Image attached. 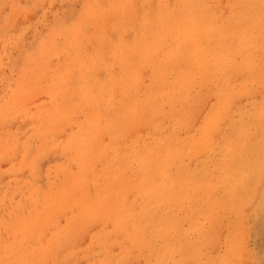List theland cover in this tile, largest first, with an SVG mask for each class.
<instances>
[{
  "label": "rangeland",
  "instance_id": "obj_1",
  "mask_svg": "<svg viewBox=\"0 0 264 264\" xmlns=\"http://www.w3.org/2000/svg\"><path fill=\"white\" fill-rule=\"evenodd\" d=\"M250 1L255 0H206V2H199V4L193 0H0V264H147L146 262H148V264H158V262L159 264H162V261L163 264H172L171 260L174 259H177V264H222L223 262H226L225 264H264V206L262 202H258L264 188V182H262V180L264 181V155L261 153L264 145V133L262 132L264 129V71L262 73H257L264 68L263 52L260 56H257L256 68L250 67L249 64L240 66L241 72L231 75L226 83L218 82L217 79L211 77L210 74L212 73L221 76L219 70L212 71L203 76L194 73L193 81L187 78L186 74H189L188 72L191 70L193 63L200 62L201 59L194 60L195 53L193 56L194 50L192 49V45L180 44V42L177 41V36L174 35L175 33L170 32V30L174 31V28L177 26L190 28L191 26L188 25L193 21H195L194 26L199 25L204 29H207L205 26L207 24L216 25L217 23L219 26L226 27L228 23L231 24L234 21L232 13L235 14V12L240 11L241 8L246 10L247 7H245V3ZM257 1L260 3L261 0ZM177 2H180L182 7L179 8ZM254 10L257 13H254L251 18H256L259 13L264 12V4L257 6ZM169 16L171 17L168 21ZM94 18L97 21H95ZM142 18L143 22L146 20V22H144L145 24H141ZM164 20L165 24L163 23ZM185 20L187 21L185 22ZM213 20L216 21L214 22ZM252 21L254 20L252 19ZM246 23L250 24L248 22ZM116 24L119 27L115 26ZM125 25L127 26L125 27ZM162 25H164V28ZM171 27L173 28L171 29ZM80 28L83 29L81 30ZM139 30L144 31V35H141L142 31L140 33ZM146 31H149L150 34H147ZM160 31L168 34V39L165 42L167 44L164 43L162 45V47L165 48L162 49L161 47L160 50L162 51L159 49H156L155 53L153 51L154 54H152L155 56L153 57V55H151L152 60L155 63L159 61H161L160 63L166 62L168 61L166 57H172L173 55L170 53L172 50L176 49L177 55L181 56H177L178 59L173 56L174 59H177L173 64L174 66L177 65V71L168 70V76L166 75L164 80V83H168L163 84L166 86H163L161 83L159 88V86L153 85L154 78L151 71L144 68V65H146V67L148 65V56L145 59L144 57L148 54L146 53L148 44ZM76 32H79L80 35H78V33L76 34ZM96 38L101 39L98 40ZM145 38L148 40L146 41ZM83 39L85 40L83 41ZM171 39H173L172 42H170ZM145 41L148 43L143 45ZM81 42H83V44ZM124 42L126 45H124ZM169 43H172V45ZM120 44H123L124 47L122 48V45L120 46ZM113 45L117 47V49L113 47ZM142 48H144L143 52L141 51ZM111 50L113 53H111ZM137 51H141L142 53ZM164 51H166L167 55L164 54ZM120 53L122 54V57H120L121 55H118ZM125 56L128 57L125 58ZM238 56L239 60H244L248 57L245 53H238ZM113 58H116L117 60L113 61ZM124 58L125 61H128L125 62ZM141 58H143V60ZM113 62L115 63L112 64ZM133 62L135 65L138 63L137 66H135ZM139 64L143 66H139ZM228 64L229 62L227 65ZM79 65H81V67H79ZM113 65L114 68L115 66H119V68L117 69L116 67V69H114L112 67ZM131 65H134V68L138 69L135 71V74L137 75L131 72L133 69L132 67H129ZM111 67L115 71L112 70ZM142 67L145 69L144 71ZM74 69H76L75 73ZM124 69L127 70L126 73H123ZM118 70L121 72H118ZM231 70L233 69H227V71L230 72ZM243 72H253V75L249 79H245L242 77ZM142 73L144 75H141ZM85 75L87 76L85 77ZM112 75L114 76L113 79ZM115 75H118V78H116L117 76ZM108 76L110 77L108 78ZM137 76L141 79H138ZM77 78L79 80H77ZM91 78L93 79L91 80ZM123 79L125 80L127 87L125 86ZM120 80H122V83L119 82ZM176 80L177 90H175V92L173 86L175 82L173 83V81ZM137 81L139 82L138 85ZM143 81L145 85L142 83ZM116 82L119 83L117 84ZM149 82L150 84H148ZM184 82L187 84L186 87L182 86ZM190 82H192V85ZM104 84L107 85L104 86ZM146 84H148V87ZM117 85L119 86L116 87ZM73 86L75 88H73ZM83 86L84 88L81 89ZM112 87H114V89H111ZM95 88L97 91H94ZM120 88L122 90L124 88L125 92L120 90ZM99 90H102L101 93L99 92L100 96L98 93ZM105 93H109V95H106ZM172 94L178 95L174 96ZM82 95L84 96L82 97ZM135 95L137 98H135ZM218 95L221 97L226 95L229 97V100L221 105V111L219 114H216V112L212 111V107L220 102V97ZM122 97H126V101L120 100ZM179 98L181 100H179ZM171 100H174L172 104ZM81 101L83 103H81ZM98 101L101 104H99ZM73 102L74 104H72ZM138 104H141L142 106L140 105L141 107H137L136 105ZM135 106L137 107V110ZM88 107L91 110L88 109ZM151 108L159 109V112L156 111L153 113L154 119L158 116L157 119H159L158 121L162 122V124L166 120V124H163L164 126L161 125V128L159 127L160 129H158L157 126H154L155 130L163 131L162 129H164L162 135L169 136L168 138H173V136L176 135L174 138L176 137L175 139H177V147L179 146L181 154L179 157L176 156L173 159L174 163L172 162L166 165L167 162H164L162 152L157 151V149L154 150L153 148L159 140H161V137H159L160 135L158 133L153 131L154 127L150 128L151 126L148 124L149 128L148 126L146 127L145 123L148 121L147 118L150 115L149 111L151 112ZM50 109H52V112ZM129 109L131 111H129ZM82 110L83 112L81 113ZM125 111L127 114L124 113ZM163 111L166 112L164 114L170 113L171 115L164 118L162 115ZM50 112L51 114H49ZM130 112L140 113L139 115L135 113V118L133 117L132 121L127 122L130 119V115L134 114H131ZM143 112L145 113L144 115ZM40 114L43 115L41 116ZM38 115H40L41 120H38ZM45 115L49 116L44 117ZM50 115L57 121L51 119ZM72 115L74 116L72 117ZM160 115H162L161 119L159 118ZM187 115L189 116L187 117ZM63 116L65 117L63 118ZM92 116L93 118H91ZM42 117L44 118L42 119ZM68 117L72 119L70 120ZM172 117L175 119L174 121H172ZM181 117H183L182 120H180ZM46 118L51 119V121L53 120L54 123L50 122V120H48V122ZM138 118H143L146 122L142 121V123L139 124V121H137ZM101 119L105 120L102 122ZM125 122L130 124L126 126L127 124ZM37 123L40 124V126H38ZM42 123L43 125H41ZM91 124L94 125L92 126ZM131 124L134 126L136 125L135 128ZM106 129L108 131L104 133ZM77 130L78 135H76ZM150 130L154 133L153 135H151ZM97 131L99 133L102 132L103 135L99 136V134V137L94 139V135L98 134ZM118 131H120V134ZM108 132H110L111 135ZM169 134L173 136H170ZM113 136L117 138H114ZM97 138H100V142L102 141L100 144L98 143L100 147L97 146L98 144L96 141L99 142ZM113 138L116 140L119 139L116 141L113 140ZM82 139L84 141H82ZM86 139H88V141H86ZM74 140H78V143L76 144ZM178 140H180L182 144ZM81 143L82 145H80ZM140 143L142 146L144 145V147H142ZM196 143H201L200 148L196 152L190 153L188 150L189 147L194 146ZM27 144L28 146H26ZM91 144L94 146H91ZM136 144L137 146L140 145L141 148L137 147ZM184 144L185 147H182ZM88 145L91 147L89 148ZM68 146L72 149H69ZM75 146H77V148ZM78 146H80L79 149ZM81 146L87 148L84 149ZM95 146L98 147V150ZM147 147L149 149H147ZM151 147L153 149H150ZM138 148L140 149L141 154H139V151L137 150ZM142 148L147 150L143 151ZM80 149H83L84 151H81ZM94 149H96L95 152H93ZM111 149L113 152H111ZM183 150H186V152L184 153ZM89 151L91 154H89ZM98 151H102L103 154L101 155L102 152L99 153ZM154 151L157 154L154 153ZM26 152H28V154ZM83 152L86 155L82 154ZM92 152L95 155H93ZM147 152L149 153V156L152 154L151 157H155L157 160L161 161V163L157 167L153 166V168H146L143 171L141 169V163H143V160L147 159ZM182 152L184 157L181 156L183 155ZM97 153L100 155L98 156ZM129 153L130 155L132 154V158L130 155L127 156ZM134 153H137L136 156ZM188 153L189 155H187ZM193 154H195V156ZM79 156L80 158H78ZM186 156L189 158H185ZM97 157L100 163H97L94 159H97ZM100 157L101 159L99 160ZM124 157L126 158L124 159ZM141 158L143 159L141 160ZM261 160L263 161V165L261 164L263 169L256 168L257 164H253L248 168H239L247 161L258 163V161ZM123 162L124 164H122ZM93 163H96V165ZM163 163L165 165H163ZM106 164L112 168L108 166H106V168ZM130 166L132 168H130ZM133 166L135 167L133 168ZM34 167L36 172H38L39 169L40 171L36 173ZM108 169L111 170L109 171ZM156 169H159L160 171H157ZM164 169L168 172L167 175H169V177L171 176V178H175L174 176H176L179 177L180 183L184 182L182 185L179 184L180 187H177L179 186L178 182L171 187V194H173L174 197L171 195L170 201H173L176 207L174 210L170 211V214L176 213L179 220L180 217H183L177 226V230L178 228L179 230L177 231V248L175 247V249L172 246H175V234H173V236L170 231H165L168 234L166 238L168 239L169 237L171 241L169 239V241L164 238L161 239V237L153 233L152 226L150 228L148 226L145 229V224L136 221V219L133 220L136 224L134 229L131 220L128 221L129 223L125 220L122 222V219L120 220L117 216L118 209H115L114 215V213H111L112 211L107 205V202L110 204L115 202V200H118L117 202L119 203L116 202V204L117 207H120L121 200H119V197L124 196L126 200L128 199V203L135 202L134 204L136 206L133 208L138 211L140 202L143 201L146 203V198L142 191L145 190L144 185L147 183V180L145 181L146 183L143 182L140 186L136 183L135 186L134 182L138 178L146 179L147 175L151 173L153 175L152 180H155L157 184L162 180V171ZM261 169L263 170L261 180L257 181L256 179H252L254 178L253 175L257 174ZM55 171L58 173H55ZM100 171L101 173H99ZM121 171L125 173H122ZM139 171H142V173ZM133 172L141 176L137 177L138 175H135ZM81 173H83V175ZM93 173L98 175L96 176V183L91 180V178L93 179ZM126 173L127 175H125ZM143 173L145 175H143ZM99 174L101 175L98 179ZM113 174L114 177L112 176ZM133 174L136 179L133 178ZM35 175L38 176V179ZM109 175L112 176V178L107 177ZM73 176L74 178H72ZM85 176H89V178H86ZM246 177L248 178V181L243 182V179ZM79 179L82 181H79ZM89 179L91 181H89ZM102 179L104 180L102 181ZM131 179L132 181L130 182ZM116 182H118V184H116ZM100 183L102 184L100 185ZM120 183L121 185H119ZM125 183L127 184L126 187L124 186ZM130 184L131 186H129ZM87 185H89L90 194L88 193L89 188ZM78 186L82 188V190L78 189ZM92 186L93 189H91ZM121 186H124L125 189ZM111 187L114 189L112 190ZM74 188L78 192L73 190ZM176 192L177 196L175 195ZM31 193L33 195H31ZM39 194H41L42 197ZM108 194L109 196H115L111 198L108 197ZM54 195H56V197ZM72 195L73 197H71ZM86 195H88V197ZM126 195H130L128 196L129 198ZM98 196H100V198ZM84 197H86V199ZM97 197L100 199V203H104L103 205L101 204L99 208L95 207L97 204ZM122 197L120 199H123ZM151 200L153 199L151 198ZM68 201H70V203H68ZM73 201L75 202L72 203ZM36 202H38V205ZM159 202L160 200L157 205L161 204ZM42 203H46L47 205H43ZM62 203H64L63 205H66L63 206ZM57 204H60V209ZM67 204L69 205L67 206ZM116 204L113 206L114 208L116 207ZM72 206L74 208H72ZM85 207H88L89 209L87 212L81 210H86ZM67 208H70L69 212H67ZM51 209L53 210L49 211ZM71 209L74 212H72ZM93 209L97 211L94 213L96 216L93 215ZM50 213L53 215H49ZM99 214L102 216H99ZM104 216L105 218L107 216L106 219L110 221H107ZM42 217L43 220H41ZM86 220L88 221L86 222ZM98 220L103 223V225L99 223ZM110 222L112 223V226ZM95 223L98 224L96 225ZM66 226L67 228H65ZM62 228L64 229L62 230ZM114 230L116 232H114ZM56 231L59 233H56ZM52 234L54 236L50 237ZM116 236L122 238L118 239ZM90 238H94V240H91ZM146 239L150 240L147 241ZM155 239L156 241H154ZM187 239L193 241L188 246L185 245L184 242ZM112 241L114 242L112 243ZM116 241L117 243H115ZM194 241H196V243ZM89 242L91 245H89ZM160 242L161 244H159ZM154 243L157 244L155 245ZM162 243H166V246L164 245L165 248ZM85 244L88 245L87 249H85ZM101 244L103 247H101ZM132 244H134L135 247ZM191 245H197L195 251L192 249L193 247ZM11 247L13 248L11 249ZM186 247H188V249ZM144 248L146 249L144 250ZM161 248H163L165 252L170 251L166 254ZM180 248L184 249L181 250ZM134 249H137L138 251ZM180 250L182 252H180ZM70 252L72 254H70ZM80 253L84 254L82 255ZM141 253L143 256L140 255ZM149 253H151L152 256ZM2 256L4 257L2 258ZM162 256H164V258ZM86 259L88 260L86 261Z\"/></svg>",
  "mask_w": 264,
  "mask_h": 264
},
{
  "label": "bare ground",
  "instance_id": "obj_2",
  "mask_svg": "<svg viewBox=\"0 0 264 264\" xmlns=\"http://www.w3.org/2000/svg\"><path fill=\"white\" fill-rule=\"evenodd\" d=\"M189 1V0H188ZM193 1H195L197 4H199V2H201V3H204V2H206V0H193ZM213 1H215V0H213ZM178 4H179V8L180 7H182V4L180 3V2H177ZM195 3V4H196ZM264 4V0H261L260 1V3L257 1V0H255V1H250V2H247V3H245V7H247V9L245 10V9H242L241 8V10L240 11H236L235 12V14H233L232 13V17H233V23H231V24H229L228 23V25L226 26V27H224V26H219L218 25V23L216 24V25H205L206 27H207V29H204V28H202L201 26H199V25H197V26H194L195 25V21H193V22H191L188 26H191L190 28H183V27H180V26H177V27H175L174 28V31H171L170 30V32H172V33H175L174 35H176L177 36V41L178 42H180V44H182V45H192V49L194 50V52H193V56H194V53H195V58H194V60H200L201 59V61L200 62H195V63H193V65H192V67H191V70L188 72L189 74H186V77L187 78H189V79H191V80H193L194 81V73L195 74H197V75H200V76H203V75H207V74H209L210 72H212V71H216V70H219V72L221 73V76L219 75V74H216V73H212V74H210L211 75V77H213V78H215V79H217V81L218 82H221V83H226V81L231 77V75H235L237 72H241V69H240V66H243V65H245V64H249V66L250 67H253V68H256L257 66H256V63H257V56H260V54L263 52V54L262 55H264V12H261V13H259V15L256 17V18H251L252 17V15H254V13H257L254 9H256V7L257 6H261V5H263ZM240 5V4H239ZM33 6V5H32ZM124 6V5H123ZM234 6V5H233ZM127 7V6H126ZM235 7V6H234ZM243 7V6H242ZM244 7V8H245ZM240 8V7H239ZM91 9V8H90ZM118 9V8H117ZM130 9V8H129ZM208 9V8H207ZM230 9V8H229ZM233 9V8H232ZM85 10H87V9H85ZM213 10V9H212ZM243 11V12H242ZM88 12V11H87ZM179 12V11H178ZM206 12V11H205ZM204 12V13H205ZM215 12V11H214ZM229 12V11H228ZM165 13V12H164ZM209 13V12H208ZM216 15V14H215ZM91 16V15H90ZM164 16H165V14H164ZM194 16V15H193ZM89 17V16H88ZM170 17L171 16H169V18H168V21H169V19H170ZM196 17V16H195ZM146 18V17H145ZM148 18V17H147ZM165 18V17H164ZM162 19V18H161ZM166 19V18H165ZM252 19L254 20V21H252ZM91 20V19H90ZM94 20H95V18H94ZM145 20V19H144ZM205 20V19H204ZM220 20H221V18H220ZM95 21H97V20H95ZM94 21V22H95ZM160 21V20H159ZM187 20H185V22H186ZM212 21V20H211ZM214 21V20H213ZM216 21V20H215ZM214 21V22H215ZM116 22V21H115ZM115 22H114V24H115ZM142 22H143V18H142ZM141 22V24H145L144 22H146V20L142 23ZM148 22H150V21H148ZM153 22V21H152ZM155 22V21H154ZM189 22V21H188ZM209 22H210V20H209ZM208 22V23H209ZM220 22V21H219ZM246 22H248V23H250V24H247ZM116 23H118V22H116ZM151 23V22H150ZM161 23V22H160ZM160 23H158V24H160ZM163 23L165 24V20L163 21ZM180 23V22H179ZM183 23H184V19H183ZM77 24V23H76ZM128 24V23H127ZM149 24V23H148ZM147 24V25H148ZM154 24V23H153ZM167 24H168V22H167ZM175 24V23H174ZM213 24H215V23H213ZM85 25V24H84ZM97 25V24H96ZM152 25V24H151ZM253 25V26H252ZM113 26V25H112ZM115 26H117V24L115 25ZM114 26V27H115ZM127 25H125V27H126ZM129 26V25H128ZM157 26H159V25H157ZM163 26V28H164V25H162ZM80 27H81V25H80ZM117 27H119V26H117ZM141 27V26H140ZM154 27V26H153ZM77 28H78V26H77ZM96 28V27H95ZM128 28V27H127ZM173 27H171V29H172ZM75 29V28H74ZM79 29V28H78ZM81 30L83 29V28H80ZM133 29H134V27H133ZM144 29H145V27H144ZM135 30V29H134ZM143 30V29H142ZM141 30V31H142ZM149 30V29H148ZM153 30H154V28H153ZM77 31H79V30H77ZM131 31H132V29H131ZM140 31V30H139ZM141 31H140V33H141ZM150 31V30H149ZM149 31H146L147 32V34L149 33L150 34V32ZM78 33V35H80L79 34V32H76V34ZM137 33V32H136ZM143 33V34H142ZM142 33H141V35H144V31H142ZM146 34V33H145ZM146 34V35H147ZM167 35L168 34H166L165 32H163V31H160V32H158L157 33V35L151 40V42L148 44V46H147V48H146V50H147V52L146 53H148V54H146L145 55V57H144V59L148 56V65H147V67H146V65H144V68H147V69H149L150 71H151V74H153V78H154V83H153V85H155V86H159L161 83H162V85L163 84H167L166 82L164 83V80H165V78H166V75H167V71L168 70H170V71H177V65L176 66H174L173 64L175 63V60H177L178 58H177V56L178 57H180L179 55H177V49L176 50H172V52H171V48L169 49V51L171 52L170 54L171 55H173V56H175L176 58L174 59L173 58V56L172 57H170L169 56V58L168 57H166L167 59H168V61H166V62H162V63H160L161 61H159V62H154L153 60H152V57H151V55H153L156 51V49H159L160 50V48L162 47V45L167 41V39H168V37H167ZM136 36H137V34H136ZM135 36V37H136ZM140 36V35H139ZM139 36H138V39H139ZM150 36V35H149ZM79 37V36H78ZM146 37V36H145ZM148 37V36H147ZM173 37V36H172ZM171 37V38H172ZM93 38H95V37H93ZM143 38H144V36H143ZM66 39V38H65ZM96 39H98V38H96ZM99 39H101V38H99ZM98 39V40H99ZM103 39V38H102ZM137 39V40H138ZM85 39H83V41H84ZM127 40V39H126ZM145 40H146V38H145ZM148 40V39H147ZM146 40V41H147ZM78 41V40H77ZM122 41V40H121ZM132 41V40H131ZM130 41V42H131ZM142 41H143V39H142ZM146 41L143 43V45L144 44H147L146 43ZM173 41V39H171L170 40V42H172ZM177 41H175V42H177ZM100 42V41H99ZM134 42V41H133ZM54 43V42H53ZM79 43V42H78ZM82 44H83V42H81ZM80 43V44H81ZM119 43V42H118ZM141 43V42H140ZM174 43V42H173ZM115 44H117V43H115ZM114 44V45H115ZM133 44V43H132ZM131 44V45H132ZM165 44H167V43H165ZM170 44V43H169ZM113 45V47H115ZM118 45V44H117ZM122 45V48L124 47L123 46V44H120V46ZM124 45H126L125 44V42H124ZM139 45H141V44H139ZM138 45V46H139ZM170 45H172V43L170 44ZM174 45V44H173ZM176 45H177V43H176ZM129 46H130V43H129ZM71 47V46H70ZM112 47V48H113ZM119 47V46H118ZM126 47V46H125ZM128 47V46H127ZM139 47H141V46H139ZM170 47H172V46H170ZM67 48H68V46H67ZM116 49H117V47H115ZM121 48V49H122ZM136 48H138V47H136ZM71 49V48H70ZM114 49V48H113ZM120 49V48H119ZM135 49V48H134ZM134 49H133V51H134ZM139 49V48H138ZM143 49L144 48H142L141 49V51L143 52ZM162 49H165V48H163L162 47ZM127 50V49H126ZM140 50V49H139ZM114 51V50H113ZM117 51V50H116ZM115 51V52H116ZM121 51V50H120ZM141 51H137V52H140V53H142ZM153 51H154V53H153ZM160 51H162V50H160ZM168 51V50H167ZM44 52V51H43ZM72 52V51H71ZM123 52H124V50H123ZM126 52V51H125ZM136 52V53H137ZM159 52V51H158ZM165 53L164 54H166V51H164ZM68 53H69V51H68ZM68 53H67V55H68ZM111 53H113L112 52V50H111ZM122 53V52H121ZM118 54L120 57H122V54ZM140 53H139V55H140ZM153 53V54H152ZM162 53V52H161ZM238 53H245V54H247L248 55V57L246 58V59H244V60H239V56H238ZM116 54H117V52H116ZM115 54V55H116ZM125 54V53H124ZM132 54H133V52H132ZM169 54V53H168ZM138 55V56H139ZM167 55V54H166ZM155 55H153V57H154ZM184 56V55H183ZM83 57H84V55H83ZM82 57V58H83ZM116 57H117V55H116ZM128 57V56H127ZM126 56H125V58H127ZM130 57V56H129ZM131 57H133V56H131ZM140 57V56H139ZM142 57V56H141ZM186 57V56H185ZM125 58H124V61H125ZM164 58H165V56H164ZM183 58V57H182ZM181 58V59H182ZM86 59V58H85ZM90 59H91V57H90ZM110 59H111V57H110ZM132 59V58H131ZM130 59V60H131ZM140 59V58H139ZM142 60H143V58H141ZM181 59H179V60H181ZM88 60V59H87ZM95 60V59H94ZM114 60H117L116 58H113V61ZM162 60V59H161ZM36 61V60H35ZM85 61V60H84ZM122 61V60H121ZM128 61V60H127ZM127 61H125V62H127ZM133 61H134V58H133ZM135 61H136V59H135ZM147 61V60H146ZM112 62V61H111ZM110 62V63H111ZM120 62V61H119ZM229 62V64L227 65V63ZM37 63V62H36ZM81 63V62H80ZM86 63V62H85ZM107 63V62H106ZM115 62H113L112 64H114ZM130 63H132V62H130ZM134 63V62H133ZM72 64V63H71ZM89 64H90V61H89ZM105 64V63H104ZM138 64V63H137ZM137 64L135 65V63H134V65L135 66H137ZM145 64H147V63H145ZM86 65V64H85ZM117 65V64H116ZM126 65V64H125ZM127 65H130V64H127ZM134 65L132 66H129V67H132L131 69V72H133V74H135V71H137L138 69H136V68H134ZM89 66H91V65H89ZM139 66H143V65H140L139 64ZM79 67H81V65H79ZM88 67V66H87ZM113 68H114V65L112 66ZM111 67V68H112ZM116 67L117 66H115V68L114 69H116ZM123 67V66H122ZM22 68V67H21ZM83 68V67H82ZM82 68H81V70H82ZM105 68V67H104ZM108 68V67H107ZM110 68V69H111ZM112 68V70H114ZM119 68V66L117 67V69ZM143 68V67H142ZM143 68V71L145 70ZM229 68H232L233 70H231V72L230 71H227V69H229ZM24 69V68H23ZM71 70H72V68H71ZM75 70L76 69H74V73H75ZM134 70V71H133ZM140 70V69H139ZM88 71H89V69H88ZM87 71V72H88ZM115 71V70H114ZM125 71V72H124ZM124 71H123V73H126V69H124ZM264 71V68L263 69H261V70H259L257 73H262ZM50 72V71H49ZM48 72V73H49ZM79 72V71H78ZM118 72H121V71H119L118 70ZM27 73V72H26ZM112 73V72H111ZM116 73V72H115ZM122 73V74H123ZM139 73V72H138ZM81 74H83V73H81ZM118 74V73H117ZM131 74V73H130ZM24 75V74H23ZM68 75V74H67ZM95 75H96V72H95ZM109 75V74H108ZM125 75V74H124ZM135 75H137V74H135ZM141 75H144L143 73L141 74ZM150 75V74H149ZM252 75H253V72H243V75H242V77L243 78H245V79H249L250 77H252ZM21 76V75H20ZM29 76V75H28ZM50 76H52V75H50ZM56 76H57V74H56ZM87 75H85V77H86ZM90 76V75H89ZM115 76H117L116 78H118V75H115ZM120 76H121V74H120ZM133 76V75H132ZM168 76V75H167ZM176 76H177V74H176ZM110 76H108V78H109ZM113 75H112V79H113ZM131 77V76H130ZM130 77H129V79H130ZM138 77V76H137ZM71 78V77H70ZM79 78V77H78ZM77 78V80H79ZM127 78V77H126ZM125 78V79H126ZM143 78V77H142ZM168 78V77H167ZM187 78H185V79H187ZM22 79H23V76H22ZM53 79V78H52ZM51 79V80H52ZM57 79V78H56ZM73 79V78H72ZM80 79H81V77H80ZM83 79V78H82ZM93 78H91V80H92ZM97 79V78H96ZM128 79V78H127ZM138 79H141L140 77H138ZM95 80V79H94ZM117 80V79H116ZM133 80V79H132ZM58 81V80H57ZM57 81H56V83H57ZM65 81V80H64ZM68 81V80H67ZM110 81V80H109ZM113 81V80H112ZM122 80H120L119 82H121ZM123 81L125 82V80L123 79ZM130 81V80H129ZM140 81V80H139ZM63 82V81H62ZM66 82V81H65ZM64 82V83H65ZM73 82V81H72ZM118 82V83H119ZM175 82V83H174ZM18 83V82H17ZM16 83V84H17ZM54 83V82H53ZM76 83V82H75ZM83 83H85V82H83ZM95 83V82H94ZM113 83V82H112ZM117 83V82H116ZM117 83V84H118ZM122 83V82H121ZM138 81H137V85H138ZM141 83V82H140ZM142 83H144V81L142 82ZM173 86H174V91L175 90H177V80L176 81H173ZM192 82H190V84H191ZM61 84H63V83H61ZM72 84V83H71ZM77 84H79V83H77ZM86 84V83H85ZM114 84H115V81H114ZM113 84V85H114ZM148 84H150V82L148 83ZM148 84H146V86L148 85ZM105 85H107V84H104V86ZM121 85H124V84H121ZM136 85V86H137ZM140 85V84H139ZM144 85H145V83H144ZM168 85H170V84H168ZM192 85V84H191ZM77 86H79V85H77ZM85 86V85H84ZM84 86L81 88V89H83L84 88ZM119 85H117L116 87H118ZM125 86L127 87V85H126V82H125ZM133 86V85H132ZM161 86V85H160ZM160 86H159V88H160ZM163 86H166V85H163ZM182 86L183 87H186L187 86V84H186V82H184L183 84H182ZM70 87V86H69ZM99 87V86H98ZM103 87V86H102ZM115 87V86H114ZM114 87H112L111 89H114ZM116 87H115V89H116ZM125 87V88H126ZM129 87H130V85H129ZM141 87V86H140ZM148 87V86H147ZM146 87V88H147ZM59 88H61V87H59ZM73 88H75L74 86H73ZM86 88V87H85ZM88 88V87H87ZM133 88V87H132ZM135 88H137V87H135ZM172 88V87H171ZM176 88V89H175ZM78 89V88H77ZM128 89H130V88H128ZM141 89V88H140ZM144 89H145V87H144ZM184 89V88H183ZM104 90V89H103ZM109 90V89H108ZM120 90H122L121 88H120ZM126 90V89H125ZM138 90V89H137ZM147 90V89H146ZM152 90V89H151ZM63 91V90H62ZM69 91V90H68ZM94 91H97L96 90V88H95V90ZM93 91V92H94ZM101 91L102 90H99L98 91V93L100 92L101 93ZM105 91H106V89H105ZM104 91V92H105ZM112 91V90H111ZM116 91H117V89H116ZM122 91H124V88H123V90ZM188 91V90H187ZM187 91H186V93H187ZM64 92V91H63ZM74 92V91H73ZM80 92H82V91H80ZM103 92V93H104ZM113 92V91H112ZM125 92V91H124ZM131 92V91H130ZM176 92V91H175ZM76 93V92H75ZM88 93L90 94V92L88 91ZM100 93H99V96H100ZM117 93V92H116ZM115 93V94H116ZM122 93V92H121ZM129 93V92H128ZM127 93V94H128ZM135 93H137V92H135ZM169 93V92H168ZM59 94V93H58ZM66 94V93H65ZM64 94V95H65ZM78 94V93H77ZM88 94V95H89ZM106 95L108 94L109 95V93H105ZM132 94V93H131ZM130 94V95H131ZM152 94V93H151ZM154 94V93H153ZM74 95H76V94H74ZM87 95V94H86ZM97 95V94H96ZM129 95V96H130ZM133 95V94H132ZM158 95V94H157ZM172 95H174V94H172ZM176 95H178V94H176ZM176 95H174V96H176ZM186 95V94H185ZM197 95V94H196ZM60 96V95H59ZM84 95H82V97H83ZM103 96H105V95H103ZM123 96V95H122ZM136 96V95H135ZM151 96H153V95H151ZM182 96V95H181ZM219 97H220V102L219 103H217V104H215L213 107H212V111H214V112H216V114H219V112L221 111V105L222 104H225L228 100H229V97L228 96H226V95H223L222 97L220 96V95H218ZM72 97H74V96H72ZM71 97V98H72ZM76 97V96H75ZM93 97V96H92ZM96 97V96H95ZM114 97H115V95H114ZM126 97H127V95H126ZM126 97H122V99L120 98V100H124V101H126ZM168 97V96H167ZM62 98V97H61ZM65 98H66V96H65ZM64 98V99H65ZM69 98V97H68ZM70 98V99H71ZM88 98V97H87ZM113 98V97H112ZM116 98V97H115ZM114 98V99H115ZM126 98V99H125ZM135 98H137V96L135 97ZM139 98V97H138ZM150 98V97H149ZM176 98V97H175ZM197 98V97H196ZM92 99V98H91ZM96 99V98H95ZM104 99V98H103ZM195 99V98H194ZM199 99V98H198ZM200 99H201V97H200ZM78 100V99H77ZM88 100V99H87ZM99 100V99H98ZM101 100V99H100ZM109 100H110V98H109ZM169 100V99H168ZM179 100H181L180 98H179ZM188 100V99H187ZM197 100V99H196ZM196 100H195V102H196ZM91 101V100H90ZM129 101V100H128ZM141 101H142V99H141ZM140 101V102H141ZM172 101V100H171ZM174 101V100H173ZM173 101L171 102V104L173 103ZM186 101V100H185ZM71 102V101H70ZM93 102H95V101H93ZM130 102V101H129ZM132 102V101H131ZM81 103H83L82 101H81ZM89 103V102H88ZM98 103H99V101H98ZM115 103V102H114ZM119 103V102H118ZM117 103V104H118ZM151 103H153V102H151ZM65 104V103H64ZM72 104H74V102L72 103ZM99 104H101V103H99ZM122 105H124L123 103H121ZM130 104V103H129ZM128 104V105H129ZM142 104V103H141ZM141 104H138V105H136L137 107L138 106H140ZM148 104V103H147ZM146 104V105H147ZM154 104H155V102H154ZM59 105V104H58ZM68 105V104H67ZM71 105V104H70ZM80 105V104H79ZM78 105V106H79ZM60 106V105H59ZM90 106V105H89ZM92 106V105H91ZM117 106V105H116ZM135 106V107H136ZM142 106V105H141ZM140 106V107H141ZM170 106V105H169ZM193 106V105H192ZM191 106V107H192ZM195 106V105H194ZM58 107V106H57ZM69 107V106H68ZM85 107H86V105H85ZM84 107V108H85ZM137 107H136V110H137ZM143 107H145V106H143ZM165 107V106H164ZM190 107V106H189ZM188 107V108H189ZM64 108V107H63ZM117 108V107H116ZM193 108V107H192ZM70 109V108H69ZM68 109V110H69ZM83 109V108H82ZM88 109H90L89 107H88ZM118 109V108H117ZM149 109V108H148ZM2 110V109H1ZM46 110V109H45ZM51 110V112H52V109H50ZM49 110V111H50ZM71 110H74V109H71ZM70 110V111H71ZM91 110V109H90ZM94 110H95V107H94ZM128 110V109H127ZM162 110V109H161ZM169 110V109H168ZM175 110V109H174ZM76 111V110H75ZM77 111H78V109H77ZM100 111V110H99ZM102 111V110H101ZM129 111H131L130 109H129ZM133 111V110H132ZM135 111V110H134ZM156 111H158L159 112V109H156V108H151V112L149 111V113H150V115H149V117L147 118V123H145L146 124V127L148 126V125H150L151 127L150 128H153L154 126H157V128L158 129H160L161 127V125H165L166 124V120H165V122H164V120H163V124H162V122H159L158 120L159 119H157V117H156V119H154L153 118V113H155ZM167 111V110H166ZM171 111H173V110H171ZM170 111V112H171ZM195 111V110H194ZM40 112V111H39ZM51 112L49 113V114H51ZM83 112V110L81 111V113ZM168 112V111H167ZM188 112H190V111H188ZM1 113V112H0ZM38 113V112H37ZM64 113H65V111H64ZM67 113H70V112H67ZM76 113V112H75ZM124 113H126V111L124 112ZM131 114H133L132 112H130ZM135 113H137L138 115H139V113L138 112H135ZM133 114V115H130V119H129V121H127L128 120V117H127V120H125V121H127V122H130V121H132V118L134 117L135 118V115L136 114ZM164 113H166L165 111H163V113H162V115H163V117L164 118H167L169 115H171L170 113L169 114H164ZM173 113V112H172ZM57 114H58V112H57ZM102 114V113H101ZM127 114V113H126ZM145 113L143 112V115H144ZM190 114V113H189ZM41 116L43 115V114H40ZM40 115H38L39 116V118H38V120H41L40 119ZM125 115V114H124ZM123 115V116H124ZM158 115V114H157ZM162 115H160V119H161V117H162ZM177 115V114H176ZM49 115H45L44 117H48ZM51 116V115H50ZM52 116H53V114H52ZM52 116L50 117L51 119H55V118H52ZM74 115H72V117H73ZM82 116H84V115H82ZM81 116V117H82ZM126 116V115H125ZM124 116V117H125ZM128 116H129V113H128ZM189 115H187V117H188ZM37 117V116H36ZM44 117H42V119L44 118ZM55 117V116H54ZM62 117V116H61ZM65 116H63V118H64ZM78 117V116H77ZM123 117V118H124ZM69 118V117H68ZM91 118H93V116L91 117ZM119 118H121V117H119ZM137 118V117H136ZM173 118V117H172ZM191 118V117H190ZM210 118V117H209ZM47 119V118H46ZM46 119H44V120H46ZM51 119H47V121L48 120H50V122H52V123H54L53 122V120L51 121ZM62 119V118H61ZM65 119H67V118H65ZM64 119V120H65ZM70 119V118H69ZM72 119V118H71ZM70 119V120H71ZM81 119V118H80ZM143 118H138V120L137 121H139V124L140 123H142V121H144V122H146L144 119L142 120ZM169 119V118H168ZM183 119V117H181L180 118V120H182ZM68 120V119H67ZM77 120H78V118H77ZM98 120V119H97ZM102 120V119H101ZM105 119H103L102 120V122L104 121ZM172 120V119H171ZM175 119L173 118V120L172 121H174ZM186 120V119H185ZM54 121H57V120H54ZM134 121V120H133ZM177 121V120H176ZM175 121V122H176ZM188 121V120H187ZM41 122V121H40ZM49 122V121H48ZM90 122H91V119H90ZM108 122V121H107ZM136 122V121H135ZM186 122V121H185ZM184 122V123H185ZM243 122H244V120H243ZM47 123V122H46ZM56 123V122H55ZM100 123H101V121H100ZM126 123V122H125ZM132 123V122H131ZM90 124V123H89ZM127 124V123H126ZM130 124V123H129ZM129 124H127L126 126H128ZM133 124H134V122H133ZM137 124H138V122H137ZM148 124V125H147ZM188 124V123H187ZM37 125L38 126H40V124H38L37 123ZM41 125H43V123L41 124ZM83 125L85 126V124L83 123ZM92 125V124H91ZM94 125V124H93ZM92 125V126H93ZM98 125V124H97ZM132 125V124H131ZM163 125V126H164ZM182 125V124H181ZM185 125V124H184ZM91 126V127H92ZM121 126H122V124H121ZM132 126H134V125H132ZM136 126V125H135ZM135 126H134V128H135ZM141 126V125H140ZM178 126H179V124H178ZM110 127V126H109ZM142 127V126H141ZM160 127V128H159ZM168 127V126H167ZM40 128V127H39ZM75 128V127H74ZM82 128H83V126H82ZM85 128V127H84ZM105 128H107V127H105ZM148 128H149V126H148ZM147 128V129H148ZM163 128V127H162ZM169 128H170V125H169ZM80 129H81V127H80ZM91 129V128H90ZM89 129V130H90ZM119 129V128H118ZM118 129H116V130H118ZM137 129V128H136ZM177 129V128H176ZM87 130H88V128H87ZM104 130V129H103ZM120 130H121V128H120ZM123 130H125V129H123ZM145 130V129H144ZM152 130V129H151ZM150 130V131H151ZM163 131H164V129H162ZM168 130V129H167ZM172 130V129H171ZM39 131H40V129H39ZM74 131V130H73ZM73 131H71V132H73ZM80 131V130H79ZM91 131V130H90ZM106 131H108L107 129L105 130V132L104 133H106ZM122 131V130H121ZM153 131H155V133H158L160 136L159 137H161V140H159V142L155 145V147H153L154 148V150H156L157 149V151H161L162 152V154H163V158H164V162L166 163L167 162V164L166 165H168V164H170V163H172L173 162V159L177 156V157H179V155L181 154V150L179 149V146L177 147V139H175L174 138V136H176V135H170V136H173V138H168L167 136H163L162 135V133H163V131H157V130H155V127H154V130ZM173 131V130H172ZM81 132V131H80ZM79 132V133H80ZM83 132V131H82ZM98 132V131H97ZM112 132V131H111ZM119 132V134H120V131H118ZM138 132V131H137ZM141 132V131H140ZM170 132V131H169ZM176 132V131H175ZM260 132H261V130H260ZM262 132L264 133V129L262 130ZM74 133V132H73ZM72 133V134H73ZM77 134L76 135H78V130H77V132H76ZM96 133V132H95ZM108 133H110V132H108ZM149 133V132H148ZM46 134V133H45ZM85 134V133H84ZM87 134H89V133H87ZM87 134H86V136H87ZM100 134V135H99ZM114 134H115V129H114ZM118 134V135H119ZM154 133L151 131V135H153ZM172 134H173V132H172ZM175 134V133H174ZM80 135V134H79ZM92 135V134H91ZM95 135H97V136H95ZM94 135V139L96 138V137H99V136H101V135H103L102 134V132H98V134H95ZM99 135V136H98ZM110 135H111V133H110ZM150 135V134H149ZM162 135V136H161ZM165 135H167V134H165ZM105 136V135H104ZM107 136H109V135H107ZM158 136V135H157ZM68 137V136H67ZM89 137V136H88ZM114 137V136H113ZM119 137V136H118ZM159 137H157V138H159ZM114 138H117V137H114ZM113 138V140H116V139H114ZM157 138H156V140H157ZM75 139V138H74ZM80 139V138H79ZM98 140L100 139V138H97ZM119 139V138H118ZM117 139V140H118ZM155 139V138H154ZM66 140V139H65ZM89 140H90V138H89ZM103 140V139H102ZM107 140V139H106ZM110 140V139H109ZM116 140V141H117ZM68 141V140H67ZM78 141V140H77ZM76 140H74V142L77 144L78 142H77ZM81 141V140H80ZM82 141H84L83 139H82ZM86 141H88V139H86ZM93 141H95V140H93ZM104 141V140H103ZM108 141V140H107ZM178 141H180V140H178ZM64 142V141H63ZM62 142V143H63ZM66 142V141H65ZM97 142V144L99 143H101L100 142V140H99V142L98 141H96ZM110 142V141H109ZM111 142H114V141H111ZM68 143V142H67ZM75 143H74V145H75ZM82 143H84V142H82ZM82 143L80 144V145H82ZM91 143V142H90ZM142 143V142H141ZM140 143V144H141ZM180 143H181V141H180ZM13 144V143H12ZM61 144V143H60ZM60 144H59V147H60ZM69 144V143H68ZM70 144H72V143H70ZM96 144V143H95ZM97 145V146H99L100 147V145ZM120 144V143H119ZM182 144V143H181ZM44 145H45V143H44ZM73 145V144H72ZM109 145V144H108ZM117 145V144H116ZM115 145V146H116ZM121 145V144H120ZM147 145V144H146ZM200 145H201V143H196L194 146H188L189 147V152L191 153H193V152H196L199 148H200ZM25 146V145H24ZM26 146H28V144L26 145ZM70 146V145H69ZM68 146V148L69 149H72V148H70ZM85 146V145H84ZM89 146V145H88ZM91 146H94V145H92L91 144ZM91 146H89V148L91 147ZM97 146H95L96 147V149L98 150V147ZM122 146V145H121ZM136 146H137V144H136ZM141 146H142V144H141ZM187 146V145H186ZM76 148H77V146H75ZM81 147H83V146H81ZM102 147V146H101ZM130 147V146H129ZM134 147H135V145H134ZM137 147H139V148H141L140 147V145H138ZM142 147H144V145L142 146ZM150 148V149H153V148ZM182 147H185V144H184V146H182ZM65 148V147H64ZM80 148V146H78V149ZM84 148V147H83ZM87 147H85L84 149H86ZM115 148V147H114ZM116 148H118V147H116ZM132 148V147H131ZM137 149L138 151H139V154H141L140 153V149ZM146 148V147H145ZM26 149V148H25ZM27 149H28V147H27ZM26 149V150H27ZM66 149V148H65ZM93 149V148H92ZM96 149H94V151L93 152H95V150ZM103 149V148H102ZM123 149V148H122ZM126 149V148H125ZM143 149V148H142ZM147 149H149L148 147H147ZM147 149H145V150H147ZM181 149H183V148H181ZM186 149V150H187ZM61 150H63V149H61ZM81 150V149H80ZM83 150V149H82ZM81 150V151H82ZM88 150V149H87ZM132 150H134V149H132ZM144 149H143V151H145ZM186 150L184 151V153L186 152ZM187 150V151H188ZM84 151V150H83ZM103 151V150H102ZM102 151H98L99 153H101ZM138 151H136V152H138ZM142 151V152H143ZM153 151V150H152ZM34 152V151H33ZM44 152V151H43ZM90 152V151H89ZM92 152V154L93 155H95L94 153ZM110 152V151H109ZM111 152H113L112 151V149H111ZM110 152V153H111ZM116 152H117V150H116ZM135 152V151H134ZM149 152V151H148ZM147 152V153H148ZM160 152V153H161ZM27 154H28V152H26ZM37 153H38V151H37ZM47 153V152H46ZM88 153V152H87ZM105 154H107L106 152H104ZM118 153V152H117ZM120 153V152H119ZM144 153V152H143ZM146 153V152H145ZM154 153H156L155 151H154ZM261 153H262V155H264V145H263V147H262V150H261ZM82 154H84V152L82 153ZM89 154H91V152L89 153ZM98 154V153H97ZM96 154V155H97ZM103 154V152L101 153V155ZM104 154V155H105ZM135 154V156H136V154L137 153H134ZM157 154V153H156ZM182 154H183V152H182ZM24 155H25V153H24ZM78 155H79V153H78ZM84 155H86V154H84ZM92 155V156H93ZM100 154H98V156H99ZM108 155H110V154H108ZM114 155V154H113ZM117 155V154H116ZM115 155V156H116ZM121 155V154H120ZM130 155V153L127 155V156H129ZM132 155V154H131ZM131 155H130V157H131ZM144 155H146V154H144ZM151 156H152V154H150ZM187 155H189V153L187 154ZM194 156H195V154H193ZM193 155H192V157H193ZM27 156V155H26ZM31 156V155H30ZM38 156H40V155H38ZM134 156V157H135ZM139 156V155H138ZM143 156V155H142ZM151 156H149V153H148V156L146 155V160H143V163H141L142 164V166H141V169L144 171L146 168H153V166L154 167H157L160 163H161V161H159V160H157L155 157H151ZM153 156H154V154H153ZM181 156H183L184 157V154L183 155H181ZM88 157V156H87ZM95 157V156H94ZM102 157V156H101ZM101 157L99 158V160L101 159ZM110 157V156H109ZM119 157V156H118ZM133 157V158H134ZM143 157H145V156H143ZM78 158H80V156L78 157ZM77 158V159H78ZM83 158H84V156H83ZM126 157H124V159H125ZM132 158V157H131ZM185 158H187V156L185 157ZM189 158V157H188ZM187 158V159H188ZM36 159V158H35ZM34 159V160H35ZM38 159V158H37ZM96 161H97V163L99 162L100 163V161H98V157H97V159L96 158H94ZM110 159V158H109ZM112 159V158H111ZM121 159V158H120ZM129 159V158H128ZM143 158H141V160H142ZM145 159V158H144ZM39 160V159H38ZM107 160V159H106ZM116 160V159H115ZM130 160V159H129ZM135 160V159H134ZM95 161V162H96ZM118 161V160H117ZM120 161V160H119ZM128 161V160H127ZM132 161V160H131ZM135 161H137V160H135ZM174 161H176V160H174ZM79 162V161H78ZM83 162H84V160H83ZM94 162V161H93ZM109 162H111V161H109ZM130 162V161H129ZM138 162V161H137ZM142 162V161H141ZM262 160L261 161H258V163H256V162H245L244 163V165L243 166H240L239 168H248L249 166H252L253 164H257L256 165V168H262ZM33 163V162H32ZM40 163V162H39ZM38 163V164H39ZM113 163H115V162H113ZM132 163V162H131ZM174 163V162H173ZM37 164V163H36ZM84 164V163H83ZM82 164V165H83ZM93 164H95L96 165V163H93ZM92 164V165H93ZM119 164V163H118ZM122 164H124V162L122 163ZM137 164H139V163H137ZM262 164V165H261ZM62 165V164H61ZM110 165V164H109ZM117 165V164H116ZM140 165V164H139ZM163 165H165L164 163H163ZM29 166H30V164H29ZM32 166H34V165H32ZM100 166H101V164H100ZM103 166V165H102ZM106 166H108L107 164L105 165V167ZM131 166H132V164H131ZM130 166V168H132ZM161 166V165H160ZM264 166V165H263ZM94 167V166H93ZM99 167V166H98ZM104 167V166H103ZM108 167H111V166H108ZM129 167V166H128ZM135 166H133V168H134ZM162 167V166H161ZM59 168H61V167H59ZM95 168V167H94ZM107 168V167H106ZM106 168H104V169H106ZM112 168V167H111ZM117 168V167H116ZM122 168V167H121ZM137 168V167H136ZM163 168H166V167H163ZM39 169V168H38ZM51 169V168H50ZM57 169V168H56ZM66 169H68V168H66ZM65 169V170H66ZM91 169V168H90ZM100 169V168H99ZM98 169V170H99ZM103 169V170H104ZM118 169V168H117ZM159 169H160V167H159ZM158 169V170H159ZM263 169V168H262ZM259 170L258 172H257V174H255V175H253V177L254 178H252V179H256L257 181L258 180H261V178H262V171L263 170ZM36 169H35V167H34V171H35ZM52 170V169H51ZM92 170V169H91ZM95 170H96V168H95ZM102 170V171H103ZM109 170V169H108ZM111 170V169H110ZM109 170V171H110ZM157 170V169H156ZM157 170V171H158ZM161 170V169H160ZM159 170V171H160ZM168 170V169H167ZM247 170V169H246ZM39 171H40V169H39ZM38 171V172H39ZM59 171V170H58ZM70 171V170H69ZM85 171H86V169H85ZM88 171V170H87ZM93 171V170H92ZM97 171V170H96ZM109 171H107V172H109ZM115 171V170H114ZM118 171H119V169H118ZM126 171V170H125ZM135 171V170H134ZM36 172V171H35ZM38 172H36V173H38ZM64 172V171H63ZM81 172V171H80ZM117 172V171H116ZM120 172V171H119ZM118 172V173H119ZM122 172V171H121ZM127 172V171H126ZM140 172V171H139ZM179 172V171H178ZM241 172V171H240ZM52 173V172H51ZM55 173H58V172H56L55 171ZM89 173V172H88ZM99 173H101V171L99 172ZM114 173V172H113ZM122 173H125V172H122ZM130 173H132V172H130ZM130 173H128V174H130ZM134 173V172H133ZM140 173H142V171L140 172ZM145 173V172H144ZM143 173V175H145ZM162 180L159 182V183H157L156 184V182H155V180L153 181L152 180V174L150 173V174H148L147 175V177H146V179L145 178H138L135 182H134V184L136 183L138 186H140L143 182L144 183H146L145 181L147 180V183L145 184V185H147V186H145L144 185V191H142L143 193H144V195H145V198H146V203H144L143 201H141L140 202V204H139V210L138 211H136V209H134L133 207L134 206H136L134 203V201L132 202V203H128V199L126 200L125 199V197L123 196H120L119 197V200H121L120 202H121V205H120V207H117V204H116V202L118 201H116L115 200V202H113V203H110V204H108V202H107V205L109 206V209L112 211L111 213H114L115 212V209H118V214H117V216L120 218V220L122 219V222H123V220H125V221H129V220H131L132 221V225L134 226V229H135V223L133 222V220L134 219H136V221H140V222H143L145 225V229L149 226V228L152 226V228H153V233H155V234H157L159 237H161V239L162 238H164V239H167L166 237H167V233L165 232V231H170L171 232V235H173V234H175L176 236V238L174 239V242H175V246L174 245H172L173 247H174V249H175V247L177 246L176 245V243H177V231L179 230V228H178V230H177V226H178V223L180 222V220H182V218L183 217H180V220H179V218H178V216H177V214L176 213H172V214H170V211L171 210H174V208L176 207L175 205H174V203H173V201H170L171 200V195H173V194H171V187L172 186H174L175 184H177L176 182H178V185L179 184H181L182 185V183H184V182H182V183H180L179 182V177H176V176H174L175 178H171V176L169 177V175H167V173L168 172H166V169H164L163 171H162ZM243 173V172H242ZM33 174H34V172H33ZM82 175H83V173H81ZM85 174V173H84ZM91 174V173H90ZM105 174V173H104ZM135 174V173H134ZM133 174V175H134ZM237 174V173H236ZM37 175V174H36ZM35 175V177L38 179V176H36ZM54 175V174H53ZM58 175V174H57ZM81 175V176H82ZM88 175V174H87ZM100 175L101 174H99V177H98V179L100 178ZM108 175V174H107ZM125 175H127V173L125 174ZM135 175H138V174H135ZM135 175H134V179H136L135 178ZM174 175V174H173ZM243 175V174H242ZM262 175V176H261ZM96 176H98V175H95L94 173H93V179L91 178V180H93V182H97V177ZM103 176V175H102ZM113 177H114V174L112 175ZM112 176H107V177H111L112 178ZM118 176V175H117ZM119 176H121V175H119ZM124 176V175H123ZM141 176V175H140ZM139 175L137 176V177H140ZM155 176V175H154ZM157 176H158V174H157ZM161 176V175H160ZM159 176V177H160ZM177 176H179V175H177ZM52 177V176H51ZM66 177V176H65ZM86 177V176H85ZM85 177H84V179H85ZM92 177V176H91ZM127 177H129V176H127ZM131 177V178H132ZM144 177V176H143ZM156 177V176H155ZM238 177V176H237ZM35 178V179H36ZM72 178H74V176L72 177ZM76 178V177H75ZM86 178H89V176L88 177H86ZM102 178V177H101ZM110 178V179H111ZM264 178V177H263ZM82 179V178H81ZM81 179H79V181H82ZM118 179V178H117ZM122 179V178H121ZM120 179V180H121ZM154 179H156V178H154ZM90 179H89V181H91ZM104 179H102V181H103ZM107 180H108V178H107ZM126 180H127V178H126ZM129 180V179H128ZM37 181V180H36ZM72 181V180H71ZM88 181V180H87ZM111 181H112V179H111ZM111 181H109V182H111ZM132 181V179L130 180V182ZM246 181H248V178L246 177V178H244L243 179V182H246ZM54 182V181H53ZM74 182V181H73ZM85 182H86V180H85ZM114 182V181H113ZM121 182V181H120ZM129 182V181H128ZM186 182H188V181H186ZM262 182H264L263 180H262ZM83 183H84V181H83ZM89 183H91V182H89ZM94 183V184H95ZM35 184V183H34ZM70 184V183H69ZM93 184V183H92ZM102 183H100V185H101ZM116 184H118V182H116ZM133 184V185H134ZM136 184H135V186H136ZM185 184H187V183H185ZM189 184V183H188ZM192 184V183H191ZM91 185V184H90ZM106 185V184H105ZM119 185H121V183L119 184ZM126 183L124 184V186L126 187ZM132 185V186H133ZM83 186V185H82ZM81 186V187H82ZM88 186V188H89V185H87ZM122 187V188H124L125 189V187ZM129 186H131V184L129 185ZM263 186V185H262ZM54 187V186H53ZM56 187V186H55ZM86 187V186H85ZM113 187V186H112ZM111 187V188H112ZM120 187V186H119ZM118 187V188H119ZM177 187H180V185L179 186H177ZM64 188H66V187H64ZM100 188H102V187H100ZM104 188H105V186H104ZM103 188V189H104ZM130 188V187H129ZM129 188H127V189H129ZM207 188V187H206ZM78 189H81L82 190V188H80L79 186H78ZM91 189H93V186H92V188ZM114 188H112V190H113ZM133 189H134V186H133ZM177 189V188H176ZM35 190V189H34ZM40 190V189H39ZM60 190V189H59ZM73 190H75V188L73 189ZM72 190V191H73ZM88 190V189H87ZM100 190H102V189H100ZM130 190V189H129ZM135 190V189H134ZM143 190V189H142ZM70 191H71V189H70ZM76 191V190H75ZM74 191V192H75ZM86 191V190H85ZM90 188H89V190H88V193L90 194ZM111 191V190H110ZM118 191V190H117ZM126 191V190H125ZM249 191V190H248ZM42 192V191H41ZM65 192H66V190H65ZM76 192H78V191H76ZM103 192V191H102ZM122 192V191H121ZM131 192V191H130ZM173 192V191H172ZM180 192V191H179ZM178 192V193H179ZM181 192H182V190H181ZM33 193V192H32ZM31 193V195H33ZM37 193H39V192H37ZM47 193V192H46ZM94 193H95V191H94ZM108 193H110V192H108ZM115 193H117V192H115ZM123 193V192H122ZM126 193V192H125ZM124 193V194H125ZM128 193V192H127ZM62 194V193H61ZM96 194V193H95ZM103 194V193H102ZM121 194V193H120ZM123 194V195H124ZM249 194V193H248ZM39 195H41V194H39ZM44 195V194H43ZM58 195V194H57ZM99 195V194H98ZM141 195V194H140ZM175 195L177 196V192L175 193ZM35 196H36V193H35ZM38 196V195H37ZM55 197H56V195H54ZM77 196V195H76ZM85 196V195H84ZM87 197H88V195H86ZM115 196V195H114ZM113 195L111 196H109V194H108V197H111V198H113L114 197ZM127 196V195H126ZM128 196H130V195H128ZM127 196V197H128ZM175 196V197H176ZM41 197H42V195H41ZM41 197H39V198H41ZM71 197H73V195L71 196ZM99 198H100V196H98ZM97 197V198H98ZM123 198V199H120V198ZM173 197H174V195H173ZM38 198V199H39ZM85 199H86V197H84ZM97 199L96 201H97V204L96 203H94V204H96V206L95 207H98L99 208V206L102 204V203H100V199ZM101 198H103V197H101ZM129 198V197H128ZM151 198L153 199V200H151ZM46 199H47V197H46ZM46 199H44V200H46ZM58 199V198H57ZM68 199H69V197H68ZM71 200H73L72 198H70ZM83 199V198H82ZM107 199V198H106ZM116 199V198H115ZM178 199V198H177ZM43 200V201H44ZM102 200V199H101ZM105 200V199H104ZM160 200V202L159 203H161V204H159V205H157L158 204V201ZM162 200H164V201H162ZM175 200V199H174ZM40 201V200H39ZM58 201V200H57ZM77 201V200H76ZM79 201H80V199H79ZM82 201V200H81ZM91 201V200H90ZM178 201V200H177ZM177 201H176V204H177ZM54 202V201H53ZM67 202V201H66ZM75 201H73L72 203H74ZM258 202H262V204H263V206H264V188H263V191L261 192V196H260V200H258ZM37 203V205H38V202H36ZM68 203H70V201H68ZM77 203V202H76ZM83 203H84V201H83ZM86 203H88V202H86ZM117 203H119V202H117ZM150 203V204H149ZM257 203V202H256ZM43 204V203H42ZM45 205H47L46 203H44ZM43 204V205H44ZM61 204V203H60ZM60 204H57L58 206L60 205ZM64 203H62V205H63ZM85 204V203H84ZM104 204V203H103ZM102 204V205H103ZM106 204V203H105ZM115 204H116V207L114 208L113 206H115ZM153 204V205H152ZM258 204V203H257ZM66 205V204H65ZM65 205H63V206H65ZM69 204H67V206H68ZM75 205V204H74ZM86 205V204H85ZM50 206V205H49ZM77 206H78V204H77ZM88 206V205H87ZM181 206H182V204H181ZM254 206H255V204H254ZM79 207H80V205H79ZM83 207V206H82ZM138 207V206H137ZM35 208V207H34ZM72 208H74L73 206H72ZM75 208H77V207H75ZM86 208V210L85 209H81L82 211H85V212H87V210H89L88 209V207H85ZM257 208V207H256ZM50 209V208H49ZM59 209H60V206H59ZM68 209V208H67ZM70 209V208H69ZM69 209H68V211L67 212H69ZM104 209V208H103ZM36 210H37V207H36ZM47 210V209H46ZM53 209H51V210H49V211H52ZM54 210H55V208H54ZM81 210H79V211H81ZM114 210V211H113ZM71 211H72V209H71ZM106 211H107V209H106ZM117 211V210H116ZM54 212V211H53ZM52 212V213H53ZM72 212H74V211H72ZM89 212V211H88ZM97 211L96 210H94L93 209V215H95L96 216V214H94V213H96ZM100 212V211H99ZM104 212V211H103ZM102 212V213H103ZM52 213H50L49 215H51ZM65 213H66V211H65ZM189 213V212H188ZM254 213V212H253ZM261 213V212H260ZM76 214V213H75ZM87 214V213H86ZM85 214V215H86ZM46 215V214H45ZM47 215H48V212H47ZM53 215V214H52ZM71 215V214H70ZM69 215V216H70ZM82 215V214H81ZM101 214H99V216H100ZM104 215V214H103ZM109 215V214H108ZM107 215V216H108ZM114 215H115V213H114ZM259 215V214H258ZM38 216V215H37ZM43 216H44V214H43ZM63 216V215H62ZM61 216V217H62ZM65 216V215H64ZM68 216V217H69ZM89 216V215H88ZM102 216V215H101ZM107 216H106V218H107ZM34 217H35V215H34ZM92 217V216H91ZM117 217V218H118ZM133 217V218H132ZM36 218V217H35ZM48 218V217H47ZM63 218V217H62ZM77 218V217H76ZM81 218V217H80ZM97 218H99V217H97ZM104 218H105V216H104ZM105 218V219H106ZM246 218V217H245ZM113 219V218H112ZM115 219V218H114ZM41 220H43V217H42V219ZM52 220V219H51ZM50 220V221H51ZM67 220V219H66ZM65 220V221H66ZM92 220H93V218H92ZM99 220H101V219H99ZM98 220V221H99ZM107 220V219H106ZM105 220V221H106ZM245 220V219H244ZM64 221V220H63ZM69 221V220H68ZM88 220H86V222H87ZM104 221V220H103ZM107 221H110V220H107ZM115 221V220H114ZM53 222V221H52ZM58 222H59V220H58ZM84 222V221H83ZM82 222V223H83ZM112 222V221H111ZM110 222V223H111ZM244 222H246V221H244ZM91 223V222H90ZM99 223H101L100 221H99ZM120 223V222H119ZM129 223V222H128ZM56 224V223H55ZM61 224H62V222H61ZM60 224V225H61ZM67 224V223H66ZM65 224V225H66ZM89 224V223H88ZM96 224V223H95ZM94 224V225H95ZM98 224V223H97ZM96 224V225H97ZM102 225H103V223H101ZM79 225H81V224H79ZM100 225V224H99ZM110 225V224H109ZM114 225V224H113ZM128 225V224H127ZM141 225V224H140ZM64 226V225H63ZM85 226H86V224H85ZM111 226H112V223H111ZM115 226V225H114ZM120 226V225H119ZM123 226V225H122ZM121 226V227H122ZM139 226V225H138ZM180 226H181V223H180ZM57 227H59V226H57ZM71 227V226H70ZM99 227V226H98ZM103 227V226H102ZM120 227V228H121ZM126 227V226H125ZM52 228V227H51ZM50 228V229H51ZM61 228V227H60ZM65 228H67V226L65 227ZM79 228V227H78ZM77 228V229H78ZM87 228V227H86ZM91 228V227H90ZM100 228V227H99ZM104 228V227H103ZM115 228H117V227H115ZM128 228V227H127ZM148 228V229H149ZM55 229V228H54ZM64 228H62V230H63ZM133 229V230H134ZM143 229V228H142ZM52 230V229H51ZM100 230V229H99ZM118 230H119V228H118ZM131 230V229H130ZM139 230H140V228H139ZM70 231H71V228H70ZM88 231V230H87ZM97 231V230H96ZM95 231V232H96ZM105 231H106V229H105ZM94 232V233H95ZM98 232V231H97ZM96 232V233H97ZM101 232V231H100ZM99 232V233H100ZM109 232V231H108ZM114 232H116L115 230H114ZM120 232V231H119ZM134 232H136V231H134ZM138 232V231H137ZM145 232H148V231H145ZM169 232V233H170ZM56 233H59V232H57L56 231ZM64 233H65V231H64ZM95 233V234H96ZM90 234V233H89ZM109 234V233H108ZM120 234V233H119ZM123 234V233H122ZM128 234V233H127ZM132 234V233H131ZM131 234H130V236H131ZM154 234V235H155ZM63 235V234H62ZM97 235H98V233H97ZM135 235H137V234H135ZM149 235V234H148ZM148 235H147V237H148ZM151 235V234H150ZM171 235L169 234V236L171 237ZM54 235L52 234L50 237H53ZM59 236H61V235H59ZM70 236V235H69ZM92 236H94V235H92ZM110 236V235H109ZM137 236H139V235H137ZM174 236V235H173ZM111 237V236H110ZM109 237V238H110ZM117 237V236H116ZM132 237V236H131ZM155 237V236H154ZM61 238V237H60ZM101 238H102V236H101ZM114 238H115V235H114ZM118 238V237H117ZM119 238H122V237H119ZM118 238V239H119ZM133 239H134V237H132ZM135 238H139V237H135ZM146 238V237H145ZM144 238V239H145ZM91 239V238H90ZM96 239H97V236H96ZM111 239V238H110ZM151 239V238H150ZM150 239H148V240H150ZM168 239L170 240V238L168 237ZM167 239V240H168ZM172 239V238H171ZM62 240V239H61ZM91 240H94V238L93 239H91ZM102 240H103V238H102ZM105 240H106V238H105ZM109 240V239H108ZM135 240V239H134ZM140 240V239H139ZM147 240V239H146ZM147 240V241H148ZM159 240V239H158ZM168 240V241H169ZM100 241V240H99ZM154 241H156V239L154 240ZM153 241V242H154ZM171 241V240H170ZM96 242V241H95ZM107 242V241H106ZM114 241H112V243H113ZM185 242V245H189V244H191L193 241L192 240H189V239H187L186 241H184ZM195 243H196V241H194ZM90 243V242H89ZM97 243H98V241H97ZM97 243H95V244H97ZM100 243H102V242H100ZM111 243V242H110ZM115 243H117V241L115 242ZM136 243V242H135ZM150 243H151V241H150ZM62 244V243H61ZM87 244H88V242H87ZM93 244V243H92ZM138 244V243H137ZM140 244V243H139ZM152 244V243H151ZM155 244V243H154ZM157 244V243H156ZM155 244V245H156ZM159 244H161V242L159 243ZM163 244V247H164V245L166 246V243H162ZM169 244V243H168ZM171 244V243H170ZM86 245V244H85ZM89 245H91V243L89 244ZM99 245V244H98ZM102 245V244H101ZM100 245V246H101ZM110 245V244H109ZM108 245V246H109ZM128 245V244H127ZM131 245V244H130ZM134 247H135V245L134 244H132ZM154 245V246H155ZM182 245V244H181ZM87 246L88 245H86L84 248L85 249H87ZM107 246V247H108ZM158 246V245H157ZM156 246V247H157ZM180 246V245H179ZM183 246V245H182ZM192 246V245H191ZM197 246V245H196ZM196 246L195 245H193L192 247V249L195 251V248H196ZM101 247H103V245L101 246ZM137 247V246H136ZM145 247V246H144ZM147 247V246H146ZM172 247V248H173ZM13 247H11V249H12ZM106 248V247H105ZM112 248V247H111ZM138 248V247H137ZM143 248V247H142ZM153 248V247H152ZM158 248V247H157ZM160 248V247H159ZM165 248V247H164ZM167 248V247H166ZM177 248V247H176ZM179 248V247H178ZM187 249H188V247H186ZM89 249V248H88ZM91 249V248H90ZM108 249V248H107ZM146 248H144V250H145ZM154 249V248H153ZM153 249H151V250H153ZM161 249H163V248H161ZM173 249V250H174ZM181 249V248H180ZM184 249V248H183ZM183 249H181V250H183ZM186 249V250H187ZM52 250V249H51ZM58 250H62V249H58ZM134 250H137V249H134ZM134 250H133V252H134ZM155 250H156V248H155ZM172 250V251H173ZM180 250V252H182ZM53 251V250H52ZM73 251H74V249H73ZM73 251H71V252H73ZM90 251V250H89ZM123 251V250H122ZM138 251V250H137ZM160 251V250H159ZM166 251H168V250H166ZM170 251V250H169ZM168 251V252H169ZM176 251H177V249H176ZM64 252V251H63ZM62 252V253H63ZM70 252V254H72ZM82 252V251H81ZM85 252V251H84ZM91 252H92V250H91ZM100 252V251H99ZM141 252V251H140ZM154 252V251H153ZM163 252H165L164 251V249H163ZM168 252H165L166 254L168 253ZM184 253H186L185 251H183ZM43 253V252H42ZM42 253H41V255H42ZM61 253V254H62ZM75 253V252H74ZM86 253H88V252H86ZM125 253H126V251H125ZM159 253V252H158ZM172 253V252H171ZM195 253V252H194ZM13 254V253H12ZM80 254H82V253H80ZM84 254V253H83ZM82 254V255H83ZM94 254V253H93ZM92 254V255H93ZM99 254V253H98ZM137 254H138V252H137ZM150 255H151V253H149ZM176 254V253H175ZM59 255V254H58ZM65 255H66V253H65ZM88 255V254H87ZM97 255V254H96ZM104 255V254H103ZM140 255H142L143 256V254L141 253ZM148 255V254H147ZM146 255V256H147ZM158 255V254H157ZM177 255V254H176ZM60 256V255H59ZM67 256V255H66ZM72 256V255H71ZM76 256V255H75ZM75 256H73V257H75ZM79 256V255H78ZM152 256V255H151ZM161 256V255H160ZM165 256V255H164ZM164 256H162L163 258H164ZM4 256H2V258H3ZM57 257V256H56ZM62 257V256H61ZM90 257V256H89ZM97 257V256H96ZM150 257V256H149ZM158 257V256H157ZM196 257H197V255H196ZM44 258H45V256H44ZM67 258V257H66ZM78 258V257H77ZM124 258H126V257H124ZM154 258V257H153ZM155 258H156V256H155ZM159 258H161V257H159ZM176 258V257H175ZM94 259V258H93ZM92 259V260H93ZM146 259V258H145ZM149 259H151V258H149ZM165 259H167V258H165ZM185 259V258H184ZM49 260V259H48ZM69 260V259H68ZM72 260V259H71ZM70 260V261H71ZM74 260V259H73ZM88 259H86V261H87ZM155 260V259H154ZM164 260V259H163ZM129 261V260H128ZM133 261H135V260H133ZM150 261V260H149ZM160 261V260H159ZM172 261V264H177V259H174V260H171ZM55 262H57V261H55ZM60 262H61V260H60ZM65 262V261H64ZM95 262H96V260H95ZM127 262V261H126ZM156 262V261H155ZM17 263V262H16ZM33 263V262H32ZM49 263V262H48ZM66 263V262H65ZM68 263H69V261H68ZM78 263V262H77ZM130 263V262H129ZM147 264H148V262H146ZM226 262H223L222 264H225ZM6 264V263H5ZM12 264V263H11ZM33 264H35V263H33ZM37 264H41V263H37ZM55 264V263H54ZM64 264V263H63ZM90 264V263H89ZM95 264V263H94ZM150 264V263H149ZM152 264V263H151ZM158 264H159V262H158ZM162 264H163V261H162Z\"/></svg>",
  "mask_w": 264,
  "mask_h": 264
}]
</instances>
